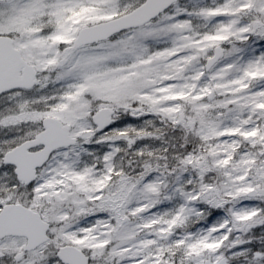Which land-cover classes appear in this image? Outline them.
<instances>
[{
    "label": "snow or ice",
    "instance_id": "1",
    "mask_svg": "<svg viewBox=\"0 0 264 264\" xmlns=\"http://www.w3.org/2000/svg\"><path fill=\"white\" fill-rule=\"evenodd\" d=\"M0 264H264V0H0Z\"/></svg>",
    "mask_w": 264,
    "mask_h": 264
}]
</instances>
